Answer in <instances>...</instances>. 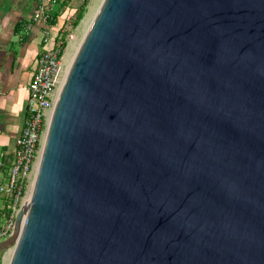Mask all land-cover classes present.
<instances>
[{"label":"water","instance_id":"1","mask_svg":"<svg viewBox=\"0 0 264 264\" xmlns=\"http://www.w3.org/2000/svg\"><path fill=\"white\" fill-rule=\"evenodd\" d=\"M28 194L6 264H264V0H100Z\"/></svg>","mask_w":264,"mask_h":264},{"label":"built area","instance_id":"2","mask_svg":"<svg viewBox=\"0 0 264 264\" xmlns=\"http://www.w3.org/2000/svg\"><path fill=\"white\" fill-rule=\"evenodd\" d=\"M53 4L54 0H36L34 11L25 25L28 29L32 21H41L44 24L41 35L43 48L34 59L31 78L26 85L24 115L19 132L14 138L13 159L7 181L0 184V193L6 196L8 208L7 213L0 218V239L10 233L17 206L24 201L23 193L32 184L45 129L65 73L62 53L59 54L60 42L55 43L54 35L46 24ZM71 37L69 32L65 36L66 42Z\"/></svg>","mask_w":264,"mask_h":264},{"label":"crops","instance_id":"3","mask_svg":"<svg viewBox=\"0 0 264 264\" xmlns=\"http://www.w3.org/2000/svg\"><path fill=\"white\" fill-rule=\"evenodd\" d=\"M36 0H0V184L7 181L13 159L14 138L19 132L27 99L26 85L34 59L42 50L41 21L25 25ZM49 29L53 32L52 27ZM50 41L47 42V45ZM6 196L0 193V215Z\"/></svg>","mask_w":264,"mask_h":264},{"label":"trees","instance_id":"4","mask_svg":"<svg viewBox=\"0 0 264 264\" xmlns=\"http://www.w3.org/2000/svg\"><path fill=\"white\" fill-rule=\"evenodd\" d=\"M87 0H54L50 9L46 24L54 30L52 33L56 41H59V54L66 45L65 36L78 24L85 12ZM67 24V28H66ZM8 208L4 206L6 214Z\"/></svg>","mask_w":264,"mask_h":264},{"label":"rangeland","instance_id":"5","mask_svg":"<svg viewBox=\"0 0 264 264\" xmlns=\"http://www.w3.org/2000/svg\"><path fill=\"white\" fill-rule=\"evenodd\" d=\"M99 2H100V0H87L86 6H85V12L83 13V17L81 18V20H79L78 24L71 30L70 33H71L72 37H71V39L67 40L66 45L63 48V51H62L63 67H66L69 64V61L71 60L72 55L75 52V49H76V47H77L85 29H86L90 19L92 18ZM30 3H31V0H30ZM66 28H67V24H66ZM28 191H29V188L25 189V192L23 193L22 198L27 196ZM1 194H3V193H1ZM18 206H19V204H18ZM0 218H2L1 215H0ZM2 239H0V240H2ZM11 249L12 248L10 245L5 250H0V264H6L7 263Z\"/></svg>","mask_w":264,"mask_h":264},{"label":"bare ground","instance_id":"6","mask_svg":"<svg viewBox=\"0 0 264 264\" xmlns=\"http://www.w3.org/2000/svg\"><path fill=\"white\" fill-rule=\"evenodd\" d=\"M69 63H70V61H69ZM66 64H67V63H66ZM68 65H69V64H68ZM68 65L66 66L65 71L67 70ZM28 193H29V191H28ZM28 193H27V196L24 198V200H27V197H28V195H29Z\"/></svg>","mask_w":264,"mask_h":264}]
</instances>
